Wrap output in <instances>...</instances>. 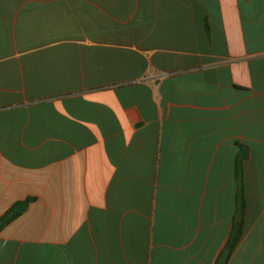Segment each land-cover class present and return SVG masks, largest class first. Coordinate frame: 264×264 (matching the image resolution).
Masks as SVG:
<instances>
[{"label": "crops", "instance_id": "crops-1", "mask_svg": "<svg viewBox=\"0 0 264 264\" xmlns=\"http://www.w3.org/2000/svg\"><path fill=\"white\" fill-rule=\"evenodd\" d=\"M28 199L0 264H264V0H0V220Z\"/></svg>", "mask_w": 264, "mask_h": 264}, {"label": "trees", "instance_id": "trees-1", "mask_svg": "<svg viewBox=\"0 0 264 264\" xmlns=\"http://www.w3.org/2000/svg\"><path fill=\"white\" fill-rule=\"evenodd\" d=\"M31 202H32V199H28L26 201L18 202L15 205H13L9 209V211H7L5 213V215L1 218V220L4 221V226H3L2 229H4L5 227L9 226L14 221H16L18 218H20L27 211V209L29 207V204ZM229 246L231 247L232 244H230Z\"/></svg>", "mask_w": 264, "mask_h": 264}, {"label": "water", "instance_id": "water-1", "mask_svg": "<svg viewBox=\"0 0 264 264\" xmlns=\"http://www.w3.org/2000/svg\"><path fill=\"white\" fill-rule=\"evenodd\" d=\"M4 226V221L3 220H0V230L3 228ZM230 253H231V250L230 249H227L224 254L222 255L220 261L218 264H228V260H229V257H230Z\"/></svg>", "mask_w": 264, "mask_h": 264}]
</instances>
